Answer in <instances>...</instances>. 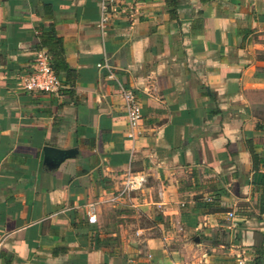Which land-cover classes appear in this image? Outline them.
I'll list each match as a JSON object with an SVG mask.
<instances>
[{
  "label": "crops",
  "instance_id": "0c3cea01",
  "mask_svg": "<svg viewBox=\"0 0 264 264\" xmlns=\"http://www.w3.org/2000/svg\"><path fill=\"white\" fill-rule=\"evenodd\" d=\"M99 18V0H0L1 264H255L264 0H114L104 33ZM51 26L69 70L25 91ZM46 146L75 153L53 167ZM127 170L144 188L110 202Z\"/></svg>",
  "mask_w": 264,
  "mask_h": 264
},
{
  "label": "built area",
  "instance_id": "2783aa9c",
  "mask_svg": "<svg viewBox=\"0 0 264 264\" xmlns=\"http://www.w3.org/2000/svg\"><path fill=\"white\" fill-rule=\"evenodd\" d=\"M114 0H99L100 18L98 28L104 33L109 24V8ZM101 67V65H99ZM110 77H112L110 75ZM20 87L25 91L41 92L46 94L57 93L61 88V83L50 67L49 58L45 51L39 50L35 53L32 65L27 74L20 77ZM119 94L123 100V107L131 131L129 137L133 138V131L141 120V107L136 94L131 90L119 85ZM146 184V177L140 173H133L131 170L124 172L121 187L110 198V202H117L130 194L141 191ZM87 217L90 224L96 223L94 205L87 206ZM228 218L233 220L234 214L228 213ZM1 247V242H0ZM1 264V259H0ZM234 264H251V261L239 256Z\"/></svg>",
  "mask_w": 264,
  "mask_h": 264
},
{
  "label": "trees",
  "instance_id": "16d2710c",
  "mask_svg": "<svg viewBox=\"0 0 264 264\" xmlns=\"http://www.w3.org/2000/svg\"><path fill=\"white\" fill-rule=\"evenodd\" d=\"M166 3L167 8H169L170 11L175 10L178 4V0H164ZM211 0H201L202 3L209 2ZM39 50L45 51L49 58L50 67L57 76V78L60 80V76L63 73L68 72V66L65 62V56H64V47L62 39L58 38L56 36V33L54 31V28L51 26V28L46 32L45 37L41 38L40 42V48ZM38 50V51H39ZM255 156H253L254 158ZM256 169V166H255ZM261 197H260V206H259V213H264V185L261 187ZM259 256L254 260L255 264H264V252H258ZM2 256H0V259Z\"/></svg>",
  "mask_w": 264,
  "mask_h": 264
},
{
  "label": "water",
  "instance_id": "95a60500",
  "mask_svg": "<svg viewBox=\"0 0 264 264\" xmlns=\"http://www.w3.org/2000/svg\"><path fill=\"white\" fill-rule=\"evenodd\" d=\"M44 153H45L46 163L49 166L57 167L65 159L70 158L75 153V150L74 149L62 150V149L46 146L44 148Z\"/></svg>",
  "mask_w": 264,
  "mask_h": 264
}]
</instances>
